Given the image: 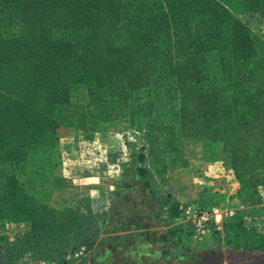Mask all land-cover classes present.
I'll use <instances>...</instances> for the list:
<instances>
[{
	"label": "trees",
	"instance_id": "obj_1",
	"mask_svg": "<svg viewBox=\"0 0 264 264\" xmlns=\"http://www.w3.org/2000/svg\"><path fill=\"white\" fill-rule=\"evenodd\" d=\"M247 12L264 17V0H0V223L28 224L15 240L0 234V264L45 257L44 245L56 262L94 245L104 213L48 202L60 130L121 117L144 123L140 159L151 165L138 172L173 222L181 203L154 193L151 180L185 164L188 139L220 144L245 198L213 233L233 229L231 243L264 250L245 221L259 214L264 186V37ZM77 85L85 101H74ZM144 89L147 99L134 97Z\"/></svg>",
	"mask_w": 264,
	"mask_h": 264
},
{
	"label": "rangeland",
	"instance_id": "obj_2",
	"mask_svg": "<svg viewBox=\"0 0 264 264\" xmlns=\"http://www.w3.org/2000/svg\"><path fill=\"white\" fill-rule=\"evenodd\" d=\"M241 15L252 34L264 37V17L253 12ZM149 92V89L140 90L134 97L144 101ZM73 99L85 101L83 85L73 88ZM143 124L140 119L121 117L114 122L93 124L86 132L60 130V172L56 174L58 179L48 195V202L58 209H80L83 213L89 208L101 211L105 215L102 231L84 255L61 254L56 262L53 259L59 252L54 250L55 246L44 245L48 253L45 257L27 252L16 259V264H227L264 255V250H246L231 243L233 229L226 233L211 232L203 240H196L183 230L177 231L179 226L165 219L160 207L151 210V206L143 204L137 212L139 218L134 217L131 198L127 196L126 199V192L122 190V180L130 167L151 165L147 158L140 159L145 145L140 129ZM220 146L208 143L211 152ZM107 159L115 162L114 170L105 166ZM232 181L223 186L212 184L207 193L210 205L222 210L241 209L244 192L238 181ZM150 189L157 195L172 193L165 176L151 180ZM173 198L177 201L175 196ZM27 229L28 224L0 223V234L8 232L12 240L22 237ZM6 248V242H0V258L5 255Z\"/></svg>",
	"mask_w": 264,
	"mask_h": 264
},
{
	"label": "crops",
	"instance_id": "obj_3",
	"mask_svg": "<svg viewBox=\"0 0 264 264\" xmlns=\"http://www.w3.org/2000/svg\"><path fill=\"white\" fill-rule=\"evenodd\" d=\"M182 153L185 158V164L176 163L170 165L164 175L168 179V186H170L173 196L177 198L179 203L185 204L192 202L194 198L207 197L209 188L214 183L222 186L227 185L229 180H233L232 183H237L231 169L227 165L229 154L223 152L221 147L211 152L204 140L192 138L185 141ZM130 168V170L125 171L127 173H125L122 180V190L126 192V199L127 196L131 198L133 206V212H131L134 217L139 218L137 212L143 204L151 206V210H158L159 204L153 198L150 190L147 189L145 180L139 174L138 168L135 166ZM127 204L125 206L128 210ZM162 212L164 218L169 219L166 213ZM124 217L127 219L128 215L125 213Z\"/></svg>",
	"mask_w": 264,
	"mask_h": 264
},
{
	"label": "built area",
	"instance_id": "obj_4",
	"mask_svg": "<svg viewBox=\"0 0 264 264\" xmlns=\"http://www.w3.org/2000/svg\"><path fill=\"white\" fill-rule=\"evenodd\" d=\"M124 155L127 152L124 149ZM107 169L114 170L116 164L113 160L107 159L105 162ZM261 195L263 197L260 204L259 214L255 216H246L247 224L254 225L258 232L264 236V186L261 188ZM180 217L175 219L174 224L179 228L190 234L196 240H203L208 234L213 233L217 229H222L224 219L226 217H233L235 210H222L217 206L209 204L208 198L203 196L193 203L181 204ZM88 251L85 246L80 247L74 252L75 256L84 255Z\"/></svg>",
	"mask_w": 264,
	"mask_h": 264
},
{
	"label": "water",
	"instance_id": "obj_5",
	"mask_svg": "<svg viewBox=\"0 0 264 264\" xmlns=\"http://www.w3.org/2000/svg\"><path fill=\"white\" fill-rule=\"evenodd\" d=\"M228 264H264V255H254L248 259L232 261Z\"/></svg>",
	"mask_w": 264,
	"mask_h": 264
},
{
	"label": "flooded vegetation",
	"instance_id": "obj_6",
	"mask_svg": "<svg viewBox=\"0 0 264 264\" xmlns=\"http://www.w3.org/2000/svg\"><path fill=\"white\" fill-rule=\"evenodd\" d=\"M233 261H239V260H233ZM230 262H232V261H230ZM230 262H229V263H230ZM227 264H228V263H227Z\"/></svg>",
	"mask_w": 264,
	"mask_h": 264
}]
</instances>
